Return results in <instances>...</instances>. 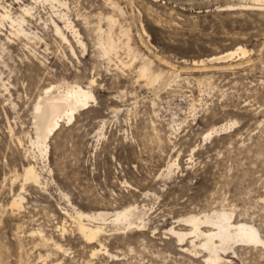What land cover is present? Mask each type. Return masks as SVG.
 Masks as SVG:
<instances>
[{
  "label": "rangeland",
  "instance_id": "374dc122",
  "mask_svg": "<svg viewBox=\"0 0 264 264\" xmlns=\"http://www.w3.org/2000/svg\"><path fill=\"white\" fill-rule=\"evenodd\" d=\"M2 6L24 16L32 34L11 33L7 19L0 26V264H206L203 247L191 237L179 244L169 227L189 230L176 219L218 209L253 224L264 240V4L0 0V13ZM107 34L115 47L103 54L98 37ZM238 46L248 51L234 60L206 59ZM143 64L156 76L140 74ZM73 82L90 86L95 100L61 122L47 159L34 162V101L51 84ZM222 123L226 130L205 136ZM29 162L43 168L41 186H22ZM18 193L20 210L10 206ZM128 205L143 222L114 230L107 220L102 244L83 241L69 215ZM245 244L234 242L220 264H264V244ZM92 246L99 251L90 257Z\"/></svg>",
  "mask_w": 264,
  "mask_h": 264
},
{
  "label": "bare ground",
  "instance_id": "6f19581e",
  "mask_svg": "<svg viewBox=\"0 0 264 264\" xmlns=\"http://www.w3.org/2000/svg\"><path fill=\"white\" fill-rule=\"evenodd\" d=\"M251 1H257V3L259 4H264V0H251ZM61 4L63 5L64 3ZM233 6L234 5H228L227 7L232 8ZM2 7L4 10L3 12L1 11L0 13V26L3 24L4 20L7 19L10 21V26L13 30L12 32L10 31L11 33L21 34L24 37H26L28 40H30L31 37L30 35L32 33L28 32L29 29L26 30L23 26V23L26 22L25 17L20 15L16 18H13V16H11L12 13H10V10H8L5 6ZM31 9L32 8L27 4V5H23L21 11L24 15H29L31 14ZM62 18H64L65 21V28L70 30V32L75 37L76 42L79 43L83 47V49H85L86 45L81 39L79 31L72 24V21H70L69 18L65 17V14L62 15ZM107 19L109 21H112L111 16L108 17ZM54 26L57 34H59L64 40L69 42V38L68 36H66L62 27L58 23H54ZM32 37H36V35H32ZM113 41L110 35L108 34L106 39H104L103 41L100 37H98V42L99 45L101 46L100 50L103 54L109 53L111 50L114 49L115 45ZM69 47L71 51L74 52V48L72 44L69 43ZM247 51L248 50L245 49L244 47L238 46L235 50L227 51L220 55H213L206 59L211 62L221 61V60L226 62L227 60H234L237 54L243 55ZM202 61L203 60H201V62ZM139 71L140 74H143L150 79L151 77L153 78V76H156L153 73H151L148 65L146 64H143L140 67ZM42 91L43 92L40 95H38V97L34 101L33 110H32V124H33L34 137H30L29 141L37 152L34 153L35 151H33L34 155L32 157L34 158V162L38 161L39 159L43 162L44 159H47L46 158L47 140L50 138L51 135H53L56 132V130H58V127H60L61 122L62 121L70 122L75 118L76 113L80 108L89 105L90 101L95 100V95L90 86H86V85L83 86L81 84L74 82L72 84L67 83L63 87L51 84L46 88H44ZM230 126L232 125L230 124L229 127ZM227 128L228 127L224 124L218 127L213 126L205 133V136H209L213 132L215 134V131L218 132V130L224 131ZM174 162L175 161L167 165V172L170 173ZM41 169L43 168L41 167ZM41 169L39 170L36 163L29 162L26 165H24L23 173H22V179H23L22 186L26 182L32 184H38L41 186L43 182ZM23 199H24L23 195L18 193L11 200L10 206L11 207L15 206L19 209L22 206ZM136 208L137 207L134 205H128L120 210H114V211L99 210L89 213L77 210L78 208H76V210L73 211L74 213L69 215L72 218L74 226L81 235L83 241L90 244L95 242H99L100 244H102L101 238L103 234H106L107 232L106 231L107 226H105L107 220L111 223L112 228H114V230L115 228L117 229L119 228L120 230V228L122 229L127 226L130 227L131 225L139 226L136 224V220H139L141 223L143 222L142 217L137 216ZM232 216H233L232 210H224V209L213 210L211 213L207 212L203 214H190L188 216L176 219V221L181 220L183 222V225L184 224H186L187 226L189 225L190 228L189 230H178L174 226H171L169 227V231L170 234H173L174 236L177 237V239L180 241L179 244H183L186 239L188 240L191 237L188 242H191L192 246H196V245L202 246L205 252L203 256V259L205 261V262L203 261L204 263L220 264L221 262L226 261L225 257L223 256V252H228V249L236 241L246 244H257V245L264 244V240L262 239L258 229L253 224L246 221H236V219L233 218ZM64 225H65L64 223L60 226L58 225L59 231L61 230V236L62 234L66 233ZM36 233H38L39 240L42 245L48 244V241L50 239L46 238L41 230L36 231ZM194 237L195 238L197 237V239L199 237L198 243L195 242ZM53 247L55 250L61 249L63 250V252L67 251L62 246V244L55 241L53 242ZM183 248L186 250L189 249L188 247H184V246ZM98 251H99L98 248L92 246L90 257L92 255H95ZM103 253H105L107 256H110L112 259L117 260L118 258L117 254L110 253L107 249L104 250ZM38 255L39 257L42 256L40 253ZM47 255L50 254L48 253ZM84 264H95V263H93V261L88 259L85 261Z\"/></svg>",
  "mask_w": 264,
  "mask_h": 264
}]
</instances>
